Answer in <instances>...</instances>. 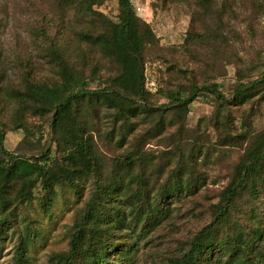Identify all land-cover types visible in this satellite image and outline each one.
<instances>
[{
  "label": "trees",
  "instance_id": "16d2710c",
  "mask_svg": "<svg viewBox=\"0 0 264 264\" xmlns=\"http://www.w3.org/2000/svg\"><path fill=\"white\" fill-rule=\"evenodd\" d=\"M58 1L74 7L77 26H63L61 12L40 26L49 72L37 76L21 58L20 82L0 84V116L12 102L14 128L39 134L37 149L7 150L0 117V239L36 190L49 211L58 193L79 197L89 180L66 248L51 254L57 264H121L140 241L151 264H264V61L257 56L253 78L246 47L264 33V0H178L190 22L169 47L131 0H117V20L96 10L100 0ZM149 59L168 76L155 92L145 85ZM228 66L226 94L216 80ZM202 94L213 110L188 129V106ZM25 257L20 234L17 264Z\"/></svg>",
  "mask_w": 264,
  "mask_h": 264
},
{
  "label": "rangeland",
  "instance_id": "374dc122",
  "mask_svg": "<svg viewBox=\"0 0 264 264\" xmlns=\"http://www.w3.org/2000/svg\"><path fill=\"white\" fill-rule=\"evenodd\" d=\"M137 14L146 20L156 36L159 44L163 47L180 46L185 37L186 30L190 22V15L184 3H177L178 0H169L162 3L160 0H131ZM96 10L102 12L112 20H117V0H100L94 6ZM61 12L64 18L63 26H77L74 23L75 9L71 5H64L60 10L58 0H4L0 2V84L12 86L20 82L23 67L21 58L28 59L29 64L37 76L45 75L49 72L42 57V33L40 26L50 27L49 18H56ZM261 26L264 23L261 22ZM247 65L250 75L255 78L259 76L263 67L255 61L257 56L264 61V33L247 38ZM227 75L217 79L219 88L224 93H229L234 84L233 68L227 67ZM145 85L150 92H155L158 87L164 86L163 81L167 76L166 66L159 60L149 59L145 63L144 69ZM92 83L91 86H94ZM158 103L164 102L165 98L159 95L156 99ZM14 104L7 102L5 113L0 117L5 124V134L3 145L7 150L13 151L20 142L28 149L39 147L38 133L26 134L23 130L15 129L12 121ZM213 110L212 102L203 94L198 96L189 106L186 114L185 127L193 129L198 120L211 114ZM261 122H264V108ZM233 113L237 116L238 110ZM47 130L46 126H43ZM46 131H44L45 133ZM216 134L212 129L204 135L207 143H213ZM41 141L40 144H42ZM152 148H157L154 144H149ZM218 170V168L216 169ZM214 172V171H213ZM214 173H208V179H213ZM83 190L79 197L72 192L58 193L54 198V203L49 211H44L38 200L39 191H35L34 199L27 203V214L22 219L21 212L15 219L5 227L7 235L0 239V264H17L16 242L22 234L26 257L24 264H57L51 260V254L55 251L63 250L67 246V230L73 220L74 211L86 198L89 190V180L82 181ZM182 218H177V225L170 226L169 229L179 228L182 225ZM25 220V224L22 221ZM180 220V221H179ZM187 224L186 227H190ZM168 232V230H165ZM161 230V233H165ZM140 241L137 251L133 252L121 264H151L147 259L149 244L143 245ZM163 245H165L163 243ZM162 245V246H163ZM159 264V263H157Z\"/></svg>",
  "mask_w": 264,
  "mask_h": 264
}]
</instances>
